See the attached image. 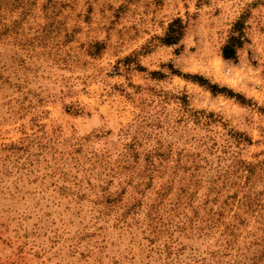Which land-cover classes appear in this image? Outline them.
Here are the masks:
<instances>
[{
  "label": "rangeland",
  "instance_id": "1",
  "mask_svg": "<svg viewBox=\"0 0 264 264\" xmlns=\"http://www.w3.org/2000/svg\"><path fill=\"white\" fill-rule=\"evenodd\" d=\"M0 264H264V0H0Z\"/></svg>",
  "mask_w": 264,
  "mask_h": 264
},
{
  "label": "trees",
  "instance_id": "2",
  "mask_svg": "<svg viewBox=\"0 0 264 264\" xmlns=\"http://www.w3.org/2000/svg\"><path fill=\"white\" fill-rule=\"evenodd\" d=\"M183 24L179 19L173 21L170 24L167 36L165 38V43L167 44H176L179 42L183 35ZM241 42L239 38L234 36L229 44L225 46L224 48V57L225 58H234L236 56V49L238 46H240ZM193 78V80H196L202 85L207 86L213 93H219V92H227L229 94H233L234 92L229 90L226 87H220L217 84H211L207 79L201 77V76H190Z\"/></svg>",
  "mask_w": 264,
  "mask_h": 264
}]
</instances>
